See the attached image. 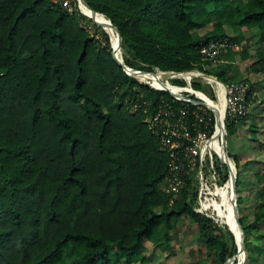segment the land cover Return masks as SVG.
<instances>
[{
	"label": "trees",
	"instance_id": "trees-1",
	"mask_svg": "<svg viewBox=\"0 0 264 264\" xmlns=\"http://www.w3.org/2000/svg\"><path fill=\"white\" fill-rule=\"evenodd\" d=\"M86 1L105 14L98 13L100 21L82 4L85 14L102 22L104 29L95 26L103 38L83 25L90 17L66 13L50 0H0V264L146 262L145 242L171 253L169 232L186 216L223 264L238 249L231 218L236 213L227 211L237 193L230 180L217 190L222 228L193 209L189 185L173 202L162 190L168 152L124 98L137 88L148 95L170 93L137 80L162 87L151 73L133 71L135 78L124 71L112 55L110 38L117 42V32L108 18L123 37L118 54L132 67H145L139 69L211 65L202 59V43L225 36L246 40L222 54L214 75L249 82L237 68V55L255 71L264 70L248 51L253 39L264 42V0ZM257 55L264 60V47ZM254 89L250 84V100ZM226 126L236 130L234 121L227 119ZM259 145L264 149V140ZM230 162L239 169V191L242 166L236 158ZM255 180L253 218L240 219L247 264L264 254V239L261 245L251 239L253 233L264 238V166ZM244 199L239 193V204ZM237 228L241 243L238 221Z\"/></svg>",
	"mask_w": 264,
	"mask_h": 264
},
{
	"label": "built area",
	"instance_id": "built-area-1",
	"mask_svg": "<svg viewBox=\"0 0 264 264\" xmlns=\"http://www.w3.org/2000/svg\"><path fill=\"white\" fill-rule=\"evenodd\" d=\"M50 1L66 13L77 12L79 15L89 17L82 10V0ZM82 23L92 35L98 36L92 29L93 25L98 24L92 19L91 21L83 19ZM240 47V43L233 42L225 36L202 43L199 49L202 59L209 60L210 64L214 65L223 60L222 54L228 49L239 50ZM204 64L202 62V65ZM140 70L158 75V81L162 83L170 81L172 85L184 87L174 91L168 86L159 87L151 80L147 82L134 76L141 84L158 91H167L170 95H148L137 88V93L128 94L124 98V104L129 111L144 115V120L158 138L159 147L168 152L169 167L161 184L162 190L170 195L173 202L189 185L190 198L194 199L193 209L218 223V211L214 203L221 195L217 190L230 178V170L226 162L221 160L224 156L221 154L222 150H227L226 120L234 121L236 124L247 117L250 83L242 80L225 82L217 75L205 73L198 66L182 71L162 69L158 66H153L151 70ZM185 74L192 76L187 79ZM204 75L215 79H208ZM197 78H202L211 85L213 97L194 87L193 83ZM170 79L175 81L182 79L184 83H173ZM221 105L224 109L223 130L220 129L214 110L215 108L220 110ZM230 158L233 159L231 156ZM226 174L228 178L224 179Z\"/></svg>",
	"mask_w": 264,
	"mask_h": 264
},
{
	"label": "rangeland",
	"instance_id": "rangeland-1",
	"mask_svg": "<svg viewBox=\"0 0 264 264\" xmlns=\"http://www.w3.org/2000/svg\"><path fill=\"white\" fill-rule=\"evenodd\" d=\"M102 29H104L101 26ZM92 29L94 30V34H97L99 38H103L102 35H100L101 30H97V27L95 25L92 26ZM99 31V32H98ZM105 31V30H104ZM206 31V28L203 27L199 30V33H204ZM106 32V31H105ZM107 33V32H106ZM108 34V33H107ZM109 35V34H108ZM245 35L249 37L251 35L250 30L245 31ZM256 36V35H254ZM252 40V39H251ZM246 44V40L242 41L240 44L242 45ZM240 47V48H241ZM264 47V42H257L256 40L250 41V45L248 47L249 53L252 54V59L255 60L256 66H259L260 64H264L263 61H259V56L257 55V52L260 48ZM237 68L239 72L241 73L242 77H246L248 80H252L254 87L257 92V98L259 96V99L254 100L256 102L255 104H249V114L247 119L249 121H246V119H243L244 126L246 125L245 133L249 136L250 140L255 143L256 147V153L251 155H257L258 158H260V166L258 167L261 169L264 166V149H262L259 145V141L264 140V116L262 112H264V70L263 71H255L253 66H250V64L244 62L240 55H237ZM134 66L145 68L144 66L135 64ZM201 70H203L205 73L210 74H216V65H208L204 64L202 66H199ZM194 73H199V71H194ZM192 76V74H190ZM207 76V75H204ZM239 77V76H238ZM208 79L214 80L213 77L207 76ZM236 79H240L236 78ZM173 83H184V80H177L170 79ZM251 81H249L250 83ZM194 87L199 88L203 90L206 94L213 97V89L209 83H207L202 78H197L194 83ZM259 100V101H258ZM258 101V102H257ZM259 108V109H258ZM262 111H257L261 110ZM221 112L223 113V106L220 107ZM260 116V117H259ZM259 117V118H258ZM258 122V123H257ZM252 123L256 124L253 125ZM252 124V125H251ZM242 126V122H238L235 124L236 130L234 132L229 131L227 134V150L228 153L231 155V157L236 158L238 162L241 163V174L244 176V181L241 184V187L239 188L238 194H242L245 196V199L239 204V213L240 216H246L248 220H251L253 218V212L254 207L256 204V198L258 196V189L259 184L257 186V182L255 180V177L250 175L248 170V163H245V161L241 160V142L243 141L241 138V135H239L240 128ZM245 128V127H244ZM243 130H241L242 132ZM247 132V133H246ZM243 134V135H244ZM234 168V167H233ZM237 170V167H235ZM239 170V169H238ZM237 170V171H238ZM252 182V183H251ZM253 184V185H252ZM218 192V191H217ZM219 201L216 200L214 203V206L218 208ZM233 207L228 208L227 211L232 210ZM231 211V213H232ZM232 221L236 219V215L232 216ZM218 225V223H216ZM222 228L225 226V221H222L220 224ZM228 229V227H225ZM264 228V227H263ZM169 236L171 239V253H168V250H165L164 247L159 246L155 244V242L146 241V249L145 254L147 257L146 262H137L133 264H219V262L216 259L214 251L208 247V244L206 242V237L202 235L195 227L194 223L191 222L187 216L184 217L181 222L177 225L176 228L171 230L169 232ZM252 243L253 245L262 244L261 241H263V236H260L256 233H253L251 235ZM247 260L244 264H247L249 262L248 252L246 251ZM257 264H264V254L259 258L257 261Z\"/></svg>",
	"mask_w": 264,
	"mask_h": 264
},
{
	"label": "water",
	"instance_id": "water-1",
	"mask_svg": "<svg viewBox=\"0 0 264 264\" xmlns=\"http://www.w3.org/2000/svg\"><path fill=\"white\" fill-rule=\"evenodd\" d=\"M82 2H83L84 5H86L87 7H89V8L94 12V14H96V13H100V14H102V15L105 16L104 13L99 12V11L95 10L94 8H92V7L88 4V2H87L86 0H82ZM89 17L92 19V21H93L94 23H96V24H98V25H100V26H103L102 22H99V21L95 20V18H93L92 16H89ZM107 18H108V17H107ZM108 21H109L108 24H109L110 26H112L113 28H115V30H116V32H117V44H116L115 46L113 45L112 40H111V38H110V42H111V46H112V55H113V57L118 61V63L123 67L124 71H125L126 73H128L129 75H131V76L134 77V75H133V71H137V70H140V69H139V68H136V67H132V66H130V65L125 61L124 56H123L122 54H120V55L118 54V46L121 47V43H122V38H123V37H122V34H121L119 28H118V27L112 22V20H111L110 18H108ZM109 37H110V36H109ZM140 71H141V70H140ZM214 110H215V113H216V116H217V119H218V123H219L220 129L223 130V129H224V124H223L222 112L219 110V108H215ZM224 152H225V154H224L223 158H221V160H222L223 162H226V164H227V166H228V168H229V170H230V178H228V180L231 181L232 186H233V188H234V191L237 193V195H236V197H235V202H234V212L236 213L237 221H238V223H239V225H240V228H241V237H242V241H241V243L236 242L237 245H238L237 252H236L234 255L228 257V258L225 260V262L223 263V264H229V262H232V261L238 260L239 256H240L242 253H243V255H244V252H246V243H245V231H244V228H243L242 222H241V220H240V219H241V216H240V213H239V202H238L239 194H238V192H237V188H236V186H237V170L234 169L233 166L231 165V162H230V160H229L230 156H229V154H228V151L225 150ZM233 160H234V163L236 164V162H235V158H233ZM236 167H237V165H236ZM232 233H233V232H232ZM244 263H245V261L242 260V262H240L239 264H244Z\"/></svg>",
	"mask_w": 264,
	"mask_h": 264
},
{
	"label": "crops",
	"instance_id": "crops-1",
	"mask_svg": "<svg viewBox=\"0 0 264 264\" xmlns=\"http://www.w3.org/2000/svg\"><path fill=\"white\" fill-rule=\"evenodd\" d=\"M246 78V77H245ZM249 81H251L250 82V84H253V81L252 80H249ZM254 85V84H253ZM264 86V85H263ZM255 88V87H254ZM264 88V87H263ZM257 95H258V92L256 91V90H254L253 91V95H252V98H251V100H250V104H255L256 105V102H254V100H257V99H259V96H258V98H257ZM264 95V94H263ZM264 97V96H263ZM257 98V99H256ZM259 101V100H258ZM257 101V102H258ZM259 109V108H258ZM262 109H264V108H262ZM262 109L261 110H257V111H262ZM263 113V115H261V116H264V112H262ZM249 114V113H248ZM247 117H248V115H247ZM247 117L245 118L246 119V121H249V119H247ZM260 117V116H259ZM258 117V118H259ZM242 122V126H241V128H240V131H239V135H241V139L243 140L242 142H241V147H240V152H241V160L242 161H245V163H248V170H247V172L250 174V175H252V176H254L255 177V173L259 170V166H260V158H258V156L257 155H251V154H254V153H256L255 151H256V147H255V143L256 142H253V141H251L250 140V138H249V136L248 135H246V134H244L245 133V129H246V125L244 126V122H243V120L241 121ZM240 122V123H241ZM258 123V122H257ZM253 125H256V124H254V123H252ZM251 124V125H252ZM245 127V128H244ZM241 130H243L242 132H241ZM244 132V133H243ZM247 133V132H246ZM244 134V135H243ZM252 183V182H251ZM253 185V184H252Z\"/></svg>",
	"mask_w": 264,
	"mask_h": 264
},
{
	"label": "bare ground",
	"instance_id": "bare-ground-1",
	"mask_svg": "<svg viewBox=\"0 0 264 264\" xmlns=\"http://www.w3.org/2000/svg\"><path fill=\"white\" fill-rule=\"evenodd\" d=\"M86 6V5H85ZM86 8H88V10H89V13H93L94 14V12L89 8V7H87L86 6ZM95 16H96V18L97 19H99L100 21H101V17H100V15L98 14V13H96V14H94ZM113 43V45L115 46L116 44H117V42H112ZM140 70H137V71H134V72H139ZM155 79H157V80H159V78H158V76L157 75H155L154 73H152L151 74ZM185 77L187 78V79H190V77L187 75V74H185ZM164 86H168L169 88H172L174 91H177V90H179V89H183L184 87H178V86H175V85H172L171 83H162V87H164ZM188 88H190V86H187ZM223 112H224V109H223ZM221 151V150H220ZM221 154L222 155H224L223 154V152H221ZM231 165H232V163H231ZM234 189V188H233ZM232 209H234V207L232 208ZM231 211L232 210H229L228 212L231 214ZM233 226H234V230H235V239H236V242H238V243H240V239H239V232H238V228H237V221H236V219L233 221ZM244 259V255H243V253L240 255V261H239V263L240 262H242V260Z\"/></svg>",
	"mask_w": 264,
	"mask_h": 264
}]
</instances>
